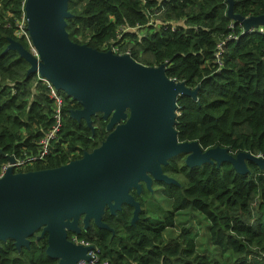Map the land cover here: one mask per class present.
Returning <instances> with one entry per match:
<instances>
[{"label": "trees", "instance_id": "16d2710c", "mask_svg": "<svg viewBox=\"0 0 264 264\" xmlns=\"http://www.w3.org/2000/svg\"><path fill=\"white\" fill-rule=\"evenodd\" d=\"M25 3L0 0V165L13 156L35 155L39 140L55 124L48 86L38 74L28 75L30 64L18 51L6 50L9 39L30 48L25 35H17ZM228 8V0H70L67 31L74 42L101 51H130L146 66L167 63L169 78L197 89L196 99H178L180 141L264 156V33L233 20ZM234 13L263 15L264 0H234ZM61 94L62 127L51 154L29 170L79 159L108 135L100 113L92 117L94 134L84 120L71 119L70 112L81 105ZM247 165L249 172L240 174L228 163L191 168L185 154L173 157L164 172L178 185L154 181L159 188H145L142 197L145 202L147 195L158 197L161 189L170 200L163 216L153 217L140 198L143 209L135 224L131 206L116 215L107 209L103 221L115 234L91 223L78 239L93 244L111 264H264V169ZM178 212L187 213V221L200 216L197 226L206 235L202 253L196 248L197 234L190 232L194 225L181 223L180 235L166 238L181 220ZM36 237L21 250L11 239L1 241L0 264H57L46 255L47 236Z\"/></svg>", "mask_w": 264, "mask_h": 264}, {"label": "water", "instance_id": "95a60500", "mask_svg": "<svg viewBox=\"0 0 264 264\" xmlns=\"http://www.w3.org/2000/svg\"><path fill=\"white\" fill-rule=\"evenodd\" d=\"M69 2L26 0L32 48L9 39L6 50H16L28 61V75L46 78L77 101L81 108L72 110L70 118L84 120L93 134L92 117L101 113L108 135L100 146L62 166L25 172L10 167L0 178V242L11 239L21 250L30 247L33 236L38 240L47 236L46 255L57 264L90 259L94 245L78 243L77 237L91 223L115 234L103 221L106 207L112 215L122 211L123 205L133 207L131 222L135 224L142 208L133 189L141 193L144 183L152 190L154 181L178 185L164 172L173 157L185 154L191 168L228 163L247 174V164L253 162L264 169V158L250 152L234 155L222 146L203 149L198 141H180L178 99H196L198 90L169 78L167 63L146 66L128 54L74 42L67 31V19L72 16ZM228 3L229 16L246 29L264 27V14L244 17L234 13V0ZM9 160L15 162L14 157Z\"/></svg>", "mask_w": 264, "mask_h": 264}, {"label": "built area", "instance_id": "2783aa9c", "mask_svg": "<svg viewBox=\"0 0 264 264\" xmlns=\"http://www.w3.org/2000/svg\"><path fill=\"white\" fill-rule=\"evenodd\" d=\"M145 2V0H143ZM160 23V22H159ZM26 25V19L25 16L23 17L22 21L19 24V30H17V35H25L26 39L28 40L30 47L32 48L30 38L28 35V31L25 32L24 26ZM260 32L264 33V28L261 26L259 28ZM222 44H219L218 46V52L216 53L217 62L221 64V53H222ZM112 51L115 54L123 55L128 54L131 56L130 51H126V53H120V50L118 47H113ZM40 79L48 86L50 90V97L52 100H54L55 104V124L52 126V128L39 140L38 142V151L35 155L32 156H25V157H16L15 162L11 163L8 159L7 162L0 165V178H2L7 170L12 167L15 172H25L29 171L31 167H33L38 162L45 160L50 154H51V147L52 142L57 139V135L59 130L62 127V106L64 102L63 95L61 91L56 90L55 87L46 79L39 75ZM257 157H262V155H255ZM76 240V236H73L72 239ZM78 243L88 245L90 243H86L83 241H77ZM95 247V246H94ZM90 256L89 260L82 259L78 262V264H111L108 260L101 258V253L98 248H94L92 251L88 253Z\"/></svg>", "mask_w": 264, "mask_h": 264}, {"label": "rangeland", "instance_id": "374dc122", "mask_svg": "<svg viewBox=\"0 0 264 264\" xmlns=\"http://www.w3.org/2000/svg\"><path fill=\"white\" fill-rule=\"evenodd\" d=\"M154 188L158 189L159 187H158V185H154ZM149 193L151 194V192H149ZM156 194L158 195V197H156L155 195H147L146 196V199H147L146 202L143 200V198H141V201L142 202L144 201L146 203L145 207L147 209H151V212L153 213V217H155V218L158 217L159 215L163 216L164 215L163 210L170 208V200L163 196L162 190L159 189ZM182 213L178 212L176 214V215H178L177 216L178 221L180 219L181 220L178 222L179 224L175 229L169 230V232L166 233V238L169 239L170 236L171 237L179 236L180 233L182 232L181 223L186 222L187 225H194V227L190 230V232L197 234V237L195 239L196 248L199 250V252L202 253L203 251H201V250H203V248L205 247L206 235H205V228L203 226H200V225L197 226V222L199 221L200 216L195 217V218L187 221V220L183 219L184 216L187 215V213H185L183 215H182Z\"/></svg>", "mask_w": 264, "mask_h": 264}, {"label": "flooded vegetation", "instance_id": "af4514ba", "mask_svg": "<svg viewBox=\"0 0 264 264\" xmlns=\"http://www.w3.org/2000/svg\"><path fill=\"white\" fill-rule=\"evenodd\" d=\"M80 108H81V107H80ZM78 109H79V108H78ZM100 114H101V113H100ZM104 121H105V120H104ZM171 161H172V160L169 161V164H171ZM169 164H168V165H169ZM168 165H167V166H168ZM164 167H165V166H164ZM175 168L178 170V169H179V165L177 164ZM172 171H173V170H172ZM171 174H174V171H173ZM153 184H154V182H153ZM153 187H154V186H152V189H153ZM145 188H147V187H146V185L143 183V188H142L141 193H138L137 190H134V189H133V190L136 192V196H137V197H136L135 195H133V196L135 197L136 201H138V202L140 203L142 209H143V207H142V204H141V202L139 201V199L142 198L143 196H145V195H144V189H145ZM131 193H132V192H131ZM126 206H127V205H126ZM123 208H124V205H123ZM132 208H133V207H132ZM106 210H107V207H106L105 211H106ZM122 210H123V209H122ZM70 237H71L70 239H72L73 235H72V236L70 235ZM77 239H78V237H77ZM78 240H79V239H78ZM79 241H81V240H79Z\"/></svg>", "mask_w": 264, "mask_h": 264}, {"label": "clouds", "instance_id": "9594fccd", "mask_svg": "<svg viewBox=\"0 0 264 264\" xmlns=\"http://www.w3.org/2000/svg\"><path fill=\"white\" fill-rule=\"evenodd\" d=\"M261 27V25H258L257 27H254V28H257L259 30V28ZM263 27V26H262ZM264 28V27H263ZM253 29V28H252Z\"/></svg>", "mask_w": 264, "mask_h": 264}]
</instances>
